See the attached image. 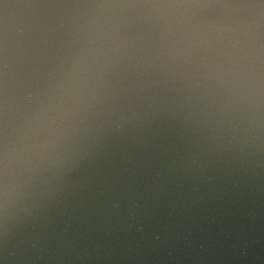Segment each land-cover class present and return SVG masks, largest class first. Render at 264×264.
<instances>
[{
    "label": "water",
    "instance_id": "95a60500",
    "mask_svg": "<svg viewBox=\"0 0 264 264\" xmlns=\"http://www.w3.org/2000/svg\"><path fill=\"white\" fill-rule=\"evenodd\" d=\"M0 264H264V0H0Z\"/></svg>",
    "mask_w": 264,
    "mask_h": 264
}]
</instances>
